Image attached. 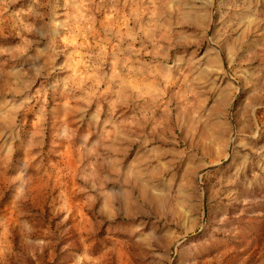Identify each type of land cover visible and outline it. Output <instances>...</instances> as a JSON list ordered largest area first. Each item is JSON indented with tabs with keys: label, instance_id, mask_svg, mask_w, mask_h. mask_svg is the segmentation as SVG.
<instances>
[{
	"label": "rangeland",
	"instance_id": "obj_1",
	"mask_svg": "<svg viewBox=\"0 0 264 264\" xmlns=\"http://www.w3.org/2000/svg\"><path fill=\"white\" fill-rule=\"evenodd\" d=\"M0 264H264V0H0Z\"/></svg>",
	"mask_w": 264,
	"mask_h": 264
},
{
	"label": "crops",
	"instance_id": "obj_2",
	"mask_svg": "<svg viewBox=\"0 0 264 264\" xmlns=\"http://www.w3.org/2000/svg\"><path fill=\"white\" fill-rule=\"evenodd\" d=\"M192 15L193 14H191V16L190 17H187V18L181 16L182 22H180V23L181 24H189V25H205V24H207L206 19H204L202 17L199 18L197 16L195 18L194 15L193 16ZM185 20H186V22H185Z\"/></svg>",
	"mask_w": 264,
	"mask_h": 264
}]
</instances>
